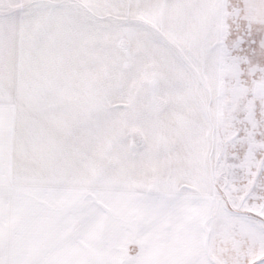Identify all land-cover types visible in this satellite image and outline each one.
<instances>
[{
    "label": "snow or ice",
    "instance_id": "snow-or-ice-1",
    "mask_svg": "<svg viewBox=\"0 0 264 264\" xmlns=\"http://www.w3.org/2000/svg\"><path fill=\"white\" fill-rule=\"evenodd\" d=\"M0 264H264V0H0Z\"/></svg>",
    "mask_w": 264,
    "mask_h": 264
}]
</instances>
